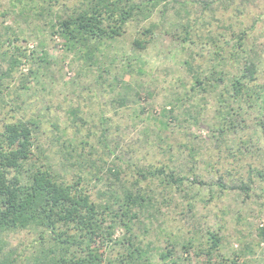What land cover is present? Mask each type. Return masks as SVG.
<instances>
[{"label":"rangeland","instance_id":"374dc122","mask_svg":"<svg viewBox=\"0 0 264 264\" xmlns=\"http://www.w3.org/2000/svg\"><path fill=\"white\" fill-rule=\"evenodd\" d=\"M88 1L61 0L56 5L48 0H0V73L7 70L11 58L20 62L3 79L0 126L18 118L34 123L33 157L50 165L49 171L59 181H79L77 186L95 202L110 182L107 169L116 164L128 180L134 178L136 168L164 167L185 176L189 181L181 188L164 189L157 180L150 183L153 207L140 212L133 223L134 240L153 264H232L233 259L237 264H264V238L260 234L264 228V143L257 125L260 107L248 109L245 105L239 111L244 118L240 119L242 128L230 129L229 117L217 114L221 106L217 94L223 87L203 91L197 87L180 65L189 55L179 38L188 30L195 44L216 38L231 48L234 37L246 31L245 56L257 62L258 83L264 84V0L161 1L151 17L129 23L121 37L104 42L107 53L98 55L93 66L83 61V51L64 50L51 27L54 14L65 16L85 8ZM163 5L167 6L164 15ZM154 23L157 27L151 43L141 53L143 73L124 72L116 65L122 51L129 50L135 34ZM202 56L196 57L194 64L206 68L208 60ZM238 67L227 62L226 77ZM29 70L32 75H28ZM203 72L208 76L211 69ZM128 85L136 103L119 107L116 97ZM230 104L237 110L234 102ZM162 112L167 117H162ZM101 117L105 118L103 128L108 130L111 155L100 144ZM220 127L226 128L222 136ZM82 151L94 162L91 170L68 164L74 160L69 154L76 158ZM194 178L214 185H192L189 182ZM219 178L227 185L246 183L251 187L250 195L222 191L215 185ZM208 232L221 237L219 248L210 257L205 255ZM124 236V229L118 228L114 238ZM187 244L190 248L184 250L182 246ZM55 246L49 232L30 227L4 234L0 257H10L14 264H48L57 258V254H47ZM171 246L174 257L168 262L161 260L160 252ZM70 250L79 251L76 246ZM120 252V246L107 249V258L114 259Z\"/></svg>","mask_w":264,"mask_h":264},{"label":"trees","instance_id":"16d2710c","mask_svg":"<svg viewBox=\"0 0 264 264\" xmlns=\"http://www.w3.org/2000/svg\"><path fill=\"white\" fill-rule=\"evenodd\" d=\"M34 1L36 0H24L26 3ZM48 1L59 5L61 0ZM161 1L164 0H89L85 8L82 7L65 16L54 14L55 21L51 24L52 35H57L61 39L64 50L83 51V61L88 66H93L97 64L98 55L107 53L104 42L121 37L129 23L151 17V13L159 7ZM166 10L167 6L163 5L161 14L164 15ZM156 27L154 23L139 34H135L129 44V50L122 51L123 54L116 65L124 72L143 73L142 67L145 62L142 61L141 53L151 43ZM190 37L188 30L185 35L179 36L183 50L189 55V58L180 64L181 67L187 69L194 83L201 87L202 91L206 87L214 90L223 87L217 94L218 103L221 105L217 114L223 119L229 117L226 122L230 129L242 128L243 122L240 119L244 118L239 111L243 110L245 105L248 109L259 106L260 119L257 125L259 137L264 143V84L258 83L257 62L248 60L245 56L247 32L243 31L235 36V43L231 48L227 43L217 42L216 38H204L205 42L202 40L195 44ZM187 41L190 44L185 46L184 42ZM195 48L199 50L194 52ZM201 56L208 60L206 68H201L203 64H194L196 57ZM111 61L113 63L114 59ZM227 62H233L240 67L226 77L224 67ZM19 63L18 59L11 58L7 70L0 73V100L3 79L8 77L10 71ZM210 69L211 73L207 76L203 71ZM32 73L33 71L29 70L28 75ZM127 89L125 92L121 89L116 97L115 102L119 107L136 103L130 95L131 86L128 85ZM245 98L246 102L243 101ZM229 101L235 103L237 110L231 107ZM140 112L144 113V110ZM165 113H161L164 118L167 117ZM104 123L105 118L101 117L100 144L111 155L113 151L109 149L110 145L106 141L108 130L103 128ZM35 127L30 120L21 118L3 122L0 126V243L4 234L35 227L49 232L56 245L50 248L47 254H57V258L50 259L48 264H153L141 245L135 242L132 234L133 223L139 218L140 212H148V209L153 207L154 198L149 184L157 180L164 189L171 190L183 187L184 182L189 180L164 167L136 168L133 170L134 178L128 180L122 177L124 170L116 164L107 169L110 182L105 183V188L98 194L99 201L95 202L85 189L77 186L79 181L72 184L59 181L49 171L50 165L43 164L36 156L33 157L31 149ZM224 131L226 128L223 130L220 127L221 136ZM75 156L76 158L69 154V157L74 159L68 163L69 165L83 170L85 167L92 169L94 162L87 159L83 151ZM116 160L119 161L120 158L116 157ZM257 175L262 176L261 172ZM248 178L252 183L250 176ZM189 183L199 186L214 185L212 182L196 178ZM215 185L222 191L239 190L246 194V197L250 195L251 187L242 181L233 186L223 183L219 178ZM106 220H109V223H105ZM118 228L125 231L122 239L114 238ZM70 230L75 232L69 233ZM260 234L264 238V228L260 229ZM207 235L208 248L205 255L210 257L213 250L219 248L221 237L214 232H208ZM72 246H76L79 251H71ZM114 246H120L122 252L116 254L114 259L107 258V249L113 250ZM182 247L184 250L190 248L189 244ZM164 249L160 252L159 258L168 262L175 255L173 246ZM236 261L233 259L231 263L237 264ZM14 263L15 260L10 257H0V264Z\"/></svg>","mask_w":264,"mask_h":264}]
</instances>
